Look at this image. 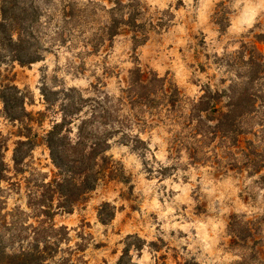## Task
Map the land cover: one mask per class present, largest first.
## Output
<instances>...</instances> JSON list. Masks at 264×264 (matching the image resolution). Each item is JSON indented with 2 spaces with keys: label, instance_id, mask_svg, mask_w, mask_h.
Listing matches in <instances>:
<instances>
[{
  "label": "rangeland",
  "instance_id": "rangeland-1",
  "mask_svg": "<svg viewBox=\"0 0 264 264\" xmlns=\"http://www.w3.org/2000/svg\"><path fill=\"white\" fill-rule=\"evenodd\" d=\"M139 1L146 39L137 43L123 26L108 36V0H0V21L5 11L29 26L42 55L14 61L0 32V83L15 85L9 110L0 98V250H47L49 264H115L124 250L136 264H264V163L258 174L194 163L184 148L172 149L163 125L142 135L144 152L112 143L107 154L126 181H101L71 212L51 215L43 202L42 185L57 172L44 137L61 120L64 91L88 96L98 85L118 94L139 66L175 83L188 109L206 88L244 81L242 52L264 54V0ZM258 136L244 145L254 140L262 152Z\"/></svg>",
  "mask_w": 264,
  "mask_h": 264
},
{
  "label": "trees",
  "instance_id": "trees-1",
  "mask_svg": "<svg viewBox=\"0 0 264 264\" xmlns=\"http://www.w3.org/2000/svg\"><path fill=\"white\" fill-rule=\"evenodd\" d=\"M108 1L114 3L108 36L118 35L123 26L132 32L134 41H144L146 34L137 29L141 26L140 1ZM4 16L0 21V32L5 33L4 44L13 60L22 65L41 60L37 43L29 35L30 27L17 25L5 11ZM260 37L264 38V35ZM244 47L248 45L244 44ZM243 55L244 52L237 63L248 69L244 81H233L225 90L208 87L188 109L175 83L156 71L139 66L129 71L118 94L106 92L98 85L92 86L93 93L88 96L76 89L64 91L61 120L55 122L44 137L57 170L42 185L41 196L43 202L48 203L50 214L54 215L56 210L71 212L101 181H126L123 167L107 154L112 143L131 145L136 152H144L148 147L142 135L159 125L168 127L171 144H174L172 149L184 148L194 163L210 162L218 168H247L251 174H258L259 164L264 163V147L262 152L259 151L254 140L249 147L244 144L251 133L264 140V130L257 131L253 127V119L261 118V109H264L261 83L264 79V54L257 50L248 59ZM0 86V98L5 109L9 110L8 90L15 85L7 82L0 83ZM73 125H77L75 132L71 128ZM27 141H20L18 145ZM215 141H220L222 150L218 145L213 146L215 150L209 149V144ZM2 158L0 154L1 166L4 164ZM2 179L0 167V181ZM55 202L56 208H53ZM47 253V250L39 248L20 253L0 250V264H49L48 258L53 255ZM115 264L136 263L129 250H124Z\"/></svg>",
  "mask_w": 264,
  "mask_h": 264
}]
</instances>
